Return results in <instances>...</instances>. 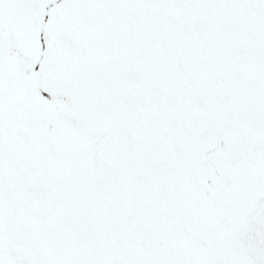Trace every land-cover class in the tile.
I'll use <instances>...</instances> for the list:
<instances>
[{
	"label": "snow or ice",
	"instance_id": "6c2138e0",
	"mask_svg": "<svg viewBox=\"0 0 264 264\" xmlns=\"http://www.w3.org/2000/svg\"><path fill=\"white\" fill-rule=\"evenodd\" d=\"M0 264H264V0H0Z\"/></svg>",
	"mask_w": 264,
	"mask_h": 264
}]
</instances>
